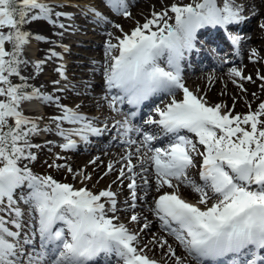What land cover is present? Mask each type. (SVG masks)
<instances>
[{
  "label": "snow or ice",
  "instance_id": "obj_1",
  "mask_svg": "<svg viewBox=\"0 0 264 264\" xmlns=\"http://www.w3.org/2000/svg\"><path fill=\"white\" fill-rule=\"evenodd\" d=\"M107 2L118 13L131 15L125 0ZM54 7L49 0H0V264H95L97 258L113 255L116 264H161L146 253L149 243L166 249L165 255L172 258V264H264V102L257 111L243 116L233 114L226 105L210 104L203 95L186 87L181 67L186 53L195 48L201 29H227L245 22L243 6L235 0L175 2L154 11L150 19L137 23L130 32H123L122 26L116 24L122 35L114 37L115 43L111 39L106 42L104 76L109 95L104 99L113 112L121 113L120 106L125 103L138 109L160 93L171 96L145 122L170 135L171 142L166 147H153L157 137L132 123L138 115L136 111L111 125L129 145L137 143L132 134L143 135L135 153L129 151L122 157L126 164L113 183L128 181L126 210H133L131 222H140L141 216L134 212L137 200H146L147 189L153 187L141 173L148 171L146 164L154 169L156 195L150 211L160 228L183 249L182 255L167 235H153L149 243L141 245L139 233L120 222L117 213L121 208L111 185L97 193L87 186L60 182L51 175H36L23 164L24 160L37 158L32 149L41 145L32 143V138L42 132L54 131L64 140L60 147L71 150L78 143L73 137L88 142L89 136H102L110 130L107 120L102 127L96 126V117H88L79 111V106L69 107L60 102L59 96L28 85L30 77L22 74L29 63L24 59L25 46L32 38L24 26L46 21L66 29L56 18L72 14L56 12ZM90 11L97 18L106 19L98 10ZM260 27L264 28V23ZM59 35L62 37L64 32ZM35 39L44 41L48 37L38 34ZM231 39L239 43L240 38L233 35ZM62 47L69 50L67 45ZM55 58L63 59L62 53L49 49L48 60ZM47 62L35 61L36 72H41ZM55 71L67 79L63 64ZM230 72L234 77L252 79L237 68ZM13 78L21 82L15 83ZM260 78L264 80V76ZM53 84L59 85L60 80ZM29 87L31 91L27 90ZM111 90H116V94L110 95ZM177 90H182V99L176 98ZM33 99L54 104L61 114L52 116L50 124L42 128L22 107ZM65 122L78 126L65 128ZM184 130L196 139L182 134ZM141 148L146 152L139 158L137 172L132 157ZM53 166L73 173L69 165H50ZM197 167L200 184L189 177V170ZM113 170L109 163L104 176ZM80 175L74 173L73 178ZM89 180L91 176L84 172L83 181ZM182 184L198 194L197 202L183 198L179 191ZM141 187L145 193L139 197ZM18 191H26L25 196L18 198ZM21 203L26 207H21ZM61 223L63 227L58 226ZM29 227L33 230L27 231ZM150 227L144 217L141 231ZM37 238L39 252L35 248Z\"/></svg>",
  "mask_w": 264,
  "mask_h": 264
},
{
  "label": "bare ground",
  "instance_id": "obj_2",
  "mask_svg": "<svg viewBox=\"0 0 264 264\" xmlns=\"http://www.w3.org/2000/svg\"><path fill=\"white\" fill-rule=\"evenodd\" d=\"M186 1L187 0H125L127 10L131 15L126 17L122 16V13H117L113 17H110L114 12L111 11L113 8L108 4L107 0H84V3H70V1L64 0V2L68 3L69 7L68 9L65 8L62 12H68L72 15L57 17L56 19L59 23H64L66 29H60L58 25L53 26L46 21L31 22L29 25L24 26L25 30L32 34L31 41L37 44L38 47L32 48L30 45L26 46V48L32 51L24 53V59H27L29 63L22 69L23 75H29V73L35 75L34 79L37 81L40 88L43 89V92L59 96L60 102L69 107L75 108L76 106H79L80 112L87 114L88 117L97 118L95 124L98 127H102L103 122L107 120L110 129L102 136H89L88 142L80 140L79 137H73V139L80 141L77 143V147L71 150H65L60 147V144H62L64 140L54 131L42 132L40 134L42 137L34 136L32 138V143L41 145L39 149H32L37 158L32 161L24 160L23 163L26 164V166H28V164H33L41 171H45L46 166L51 162L49 153L52 149L60 148V152L56 157L54 164L69 165L72 167L73 173H69L66 168L57 167L56 179L58 181L72 183L76 187L87 186L93 192L97 193L111 185V190L117 192L118 204L121 208V211L117 213V215L131 231L139 233L141 237V245L149 243L152 240L153 235H167L169 242L172 243L174 247H177L178 254L181 255L183 254V249L176 245L173 237L160 228L158 220L155 221L149 229L141 231L144 217H147L148 221L155 218L150 211V207L153 204V197L156 195L154 169L148 164L145 165L148 168V171L146 173H141V175L146 176L153 187L147 189L150 193L146 200H137V208L134 212L136 213L138 209L142 210V213L139 214L142 218L141 221H130L129 218L130 215L133 214V210H126L127 205L125 204V201L129 200V190L127 188L128 181L125 179L123 184H120L119 181L113 183V181L117 180L119 169L123 168L126 164V160L122 159V157L127 155L128 149L135 153V149L139 147L143 141V135L132 134L131 138L136 140L137 143L134 145H128V143L125 142L126 138L122 135H118L117 131L111 128L114 121L118 120L115 118L118 113L113 112L108 107V103L104 99V93L100 91L98 92V95H93V92L95 88H101L104 92H107V95H109L104 76L107 60L105 44L109 39L115 43V35H120V29L115 27L116 24L121 25L124 31L130 32L137 26V23L143 24L146 19H150L154 11H161L175 2L185 3ZM235 2L243 6L244 15L247 17L246 21L238 25H231L227 29L223 27H206L201 29V33L197 34L195 48L191 52L186 53L185 59L181 61V67L182 78L186 87L198 95H203L210 104H224L227 106V109L232 110L233 114H240L243 116L249 111H257L259 104L264 102V80L260 78L264 76V28L260 27V25L264 23V0H235ZM82 8L98 9L101 14L108 15L103 23V26L108 28H103L100 32H97L100 33L102 39H106V42L100 44L93 42L91 45L93 49L97 48V46H102L104 49L103 52H100L102 54L98 60L90 61L92 64L97 63V65L100 66L95 72L91 73L86 72V65H79L77 64V61H70L78 56L73 50L64 51V48L62 47V45H68V39H72L73 34L77 32L83 33L87 30L88 19L86 16L81 13H72L73 9L81 10ZM88 13L93 12L90 11ZM170 15L172 14L170 13ZM65 18L71 19L74 24L66 22ZM125 19L126 22L124 21ZM92 28H90L91 32H95ZM61 31L64 32L62 37L59 35ZM108 33H111L112 36L110 37ZM38 34L45 35L48 39L38 41L35 39ZM233 35L239 36V43L233 42L231 39V36ZM205 39L207 42H205ZM77 41L79 43L83 42V40ZM209 42H213V44H209ZM84 44L82 45L83 48H89ZM93 44L96 45L94 46ZM52 48H55L56 51L62 53L64 63H61V60L58 58L48 60L49 49ZM81 51L80 54L88 56L93 55L92 50L81 49ZM37 60L48 61L43 66V70L39 73L36 72L34 67V62ZM61 64L66 68V81H64V78L55 71V68ZM231 68L239 69L245 77L251 76L252 79L247 80L232 76L230 72ZM81 74L85 77L91 76L93 78L95 76H101L102 81H98L93 85H90L88 82L75 84L74 80ZM44 77H48L49 79H44ZM54 80H60V84L54 85ZM241 84L243 85V88L239 87ZM57 88H64L65 90L63 92H57ZM111 92H113V90H111ZM179 92L180 91L177 90V95L175 96L177 99H182L183 93ZM167 94L168 93H161L160 96L159 94L155 95L152 98L153 106L159 104L160 107H163L166 100L163 101L162 99L166 98ZM170 99L171 98L168 97L167 101H170ZM36 101L37 104L46 109V113L40 115L38 110L36 111L35 108H31V110L28 111V114L34 118L40 119L42 117L50 124V118L52 116L61 114L60 109L54 104H47L38 99H36ZM102 110H105V113L109 112V114L105 115L104 113L98 116L94 115ZM262 119H264V117H262ZM145 122L144 116L137 119L136 122L132 120L134 125L141 127L143 131L150 132L157 137L155 143L152 144L153 147H166L171 142L170 135H165L166 138L159 141V138L162 137L159 134V126L146 125ZM40 126L43 128L46 125ZM63 126L65 128H71L74 125L65 122ZM52 127H54V125H52ZM182 134L189 136L193 140L196 139L194 134L189 133L186 130H184ZM53 139L56 140L53 141ZM48 142H55L57 145ZM200 150L202 151L203 149L201 148ZM145 152L146 149L141 148V152L132 157L133 163L137 164V172H139V158L143 156ZM148 155H150V153ZM71 156L74 157L71 158ZM60 157H62V159H60ZM93 160L96 162L90 163V161ZM199 162V158H197V163L199 164ZM109 163L113 164L114 170L108 173L107 176H104V173L107 172V165ZM198 171L197 168L190 169L189 176L196 183L200 184L202 181L200 180V177L197 176ZM84 172L91 176V180L83 181ZM74 173H81V175L78 179H74ZM137 181H140L141 183L139 176L137 177ZM174 183L178 182L174 181ZM143 190H145L143 187L138 189L139 197L143 196V193H140L143 192ZM164 190L171 191V189L167 188ZM179 191L180 194L189 199V201L193 203L198 201V194L195 193L191 187L182 184ZM16 196L18 198L23 197L20 195V191L16 193ZM21 207L26 206L21 203ZM58 226L63 227V224H58ZM32 230L31 227L27 229V231ZM48 247L50 249L52 245H49ZM35 248L37 252L40 251L38 238L36 239ZM145 251L149 256L160 260L161 264H172V258L165 255L166 249H159L149 243V248ZM116 260L117 258L114 255L107 259L102 256V258H100L95 264H116Z\"/></svg>",
  "mask_w": 264,
  "mask_h": 264
},
{
  "label": "rangeland",
  "instance_id": "obj_3",
  "mask_svg": "<svg viewBox=\"0 0 264 264\" xmlns=\"http://www.w3.org/2000/svg\"><path fill=\"white\" fill-rule=\"evenodd\" d=\"M67 1H70V3H72V2H83L84 0H78V1H75V0H67ZM93 1H95V0H93ZM194 2H196V0H187L185 3H194ZM51 4H53L55 7H54V11H56V12H62V11H64V9L65 8H67L68 9V3H66V2H64V0H59V1H51L50 2ZM84 3V2H83ZM139 4H141V3H139ZM138 4V5H139ZM83 9V10H82ZM81 10H79V9H73L72 10V13L73 14H77V13H81V14H84L85 16H86V18L88 19L87 21H88V23H87V30L85 31V32H83V33H75V34H73L72 35V39H68L69 41H68V51H71V50H73L75 53H76V55H78L76 58H73L72 60H70V61H77V64H79V65H86L85 67L87 68L86 69V72L87 73H91V72H95L96 71V69L98 68V67H100V66H98L97 65V63L96 64H92V62H90V61H96V60H98L100 57H101V54L102 53H100V52H103L104 51V49L102 48V46L100 47V46H97V48H95V49H93V47L91 46L92 45V43L94 42V43H105L106 42V39H102L101 38V35H100V33H97V32H100V30H102L103 28H108V27H104L103 26V23H104V19H100V18H97L96 16H95V14L94 13H88V12H90L89 10H90V8H87V9H84V8H82ZM96 10H98V9H96ZM111 11H113L114 13H112L111 15H110V17H113L115 14H117L118 12L117 11H114L113 9L111 10ZM119 15V14H118ZM102 16L103 17H107L105 14L103 15L102 14ZM122 16H124L123 14H122ZM129 17V16H128ZM65 21L66 22H68V23H73L72 22V20L71 19H69V18H65ZM97 21V22H96ZM125 22H126V19L124 20ZM74 24V23H73ZM72 24V25H73ZM93 27V28H92ZM90 28H92L93 30H95V32H91V29ZM5 31H7V29H4ZM123 32H126V31H124L123 30ZM120 33V35H122V33H121V31L119 32ZM120 35H115V36H120ZM77 40H83V42L82 43H79ZM89 41V42H88ZM84 43H88V44H84ZM76 44V45H75ZM85 45V46H87V47H89V48H83V46L82 45ZM32 46V48H36V47H38V45L37 44H35L33 41H30V43L28 44V45H26V46ZM78 45V46H77ZM80 45V46H79ZM94 46L96 45V44H93ZM106 45V44H105ZM26 46H25V52L24 53H26V52H28V51H32V50H30V49H28V48H26ZM91 46V47H90ZM74 48V49H73ZM81 49H89V50H92L93 51V55H91V56H88V55H84V54H80L82 51H81ZM58 59H60V58H58ZM61 60V63H64V58L63 59H60ZM89 60V61H88ZM79 72H82V71H79ZM25 76H29L30 78H29V80H28V85H30V86H35V87H37V88H40V86H39V84L37 83V81L34 79V77H35V75H33V74H31V73H29V75L27 74V75H25ZM14 79V82L15 83H20L21 81L19 80V78H13ZM44 79H49L48 77H44ZM102 77L101 76H95L94 78L93 77H91V76H84L83 74H81V75H79L75 80H74V82H75V84H79V83H81V82H85V83H89L90 85H93V84H95V83H97L98 81L99 82H101L102 80ZM64 81H66L65 79H64ZM42 91H43V89L42 88H40ZM28 91H31V87H29L28 89H27ZM102 92V93H104V95L106 96L107 95V92L105 91H103V89H101V88H95V90H94V92H93V95H98V92ZM180 92L179 93H182V90H179ZM97 92V93H96ZM175 93H177V91L175 92ZM111 95V94H110ZM177 95V94H176ZM34 100V99H33ZM27 102L28 101H25L24 102V104H23V109H24V112L26 111V104H27ZM41 110H42V113H40V114H45L46 113V109L44 108V107H42L41 108ZM105 113V110H102V111H100V112H98V113H95L94 115H96V116H98V115H102V114H104ZM83 114H85V113H83ZM107 114H109V112L108 113H105V115H107ZM28 116H30V117H32V118H34L33 116H31V115H29V114H27ZM85 115H87V114H85ZM115 117H117V116H115ZM38 121V123L39 124H45V123H41L40 122V120L39 119H37ZM47 124H49V123H47ZM36 136H40V135H36ZM55 137V136H54ZM54 140H56V139H53V141ZM49 143V142H48ZM50 144H55V145H57V143H55V142H51ZM53 151V152H52ZM52 151L49 153V156L51 157L50 158V160H51V162L46 166V168H45V171H41L40 169H38L36 166H34L33 164H28V166L27 167H29L31 170H32V172L34 173V174H36V175H40V176H47V175H51L54 179H56V170H57V167H55V166H53V167H50V165H54V161H55V159H56V157L58 156V154H59V152H60V148H55V149H52ZM130 151V149H128V152ZM74 156H71V158H73ZM24 164V163H23ZM24 165H26V164H24ZM57 180V179H56ZM137 183L139 184L140 183V181H137ZM148 192V191H147ZM140 193H143V196H144V193H145V190H143V192H140ZM150 192H148V194H149ZM25 194H26V191H20V195H22V196H25ZM136 213H138V214H141L142 213V210L141 209H138L137 210V212ZM155 221H157V219L156 218H154V219H152L151 221H149L150 223H151V225L155 222ZM120 222H122V219L120 218ZM123 223V222H122Z\"/></svg>",
  "mask_w": 264,
  "mask_h": 264
}]
</instances>
